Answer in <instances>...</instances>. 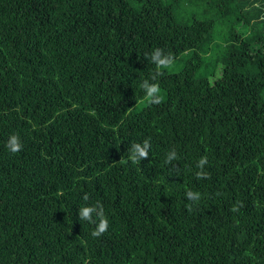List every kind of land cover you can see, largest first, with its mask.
Returning <instances> with one entry per match:
<instances>
[{"label":"trees","instance_id":"obj_1","mask_svg":"<svg viewBox=\"0 0 264 264\" xmlns=\"http://www.w3.org/2000/svg\"><path fill=\"white\" fill-rule=\"evenodd\" d=\"M0 264H264V0H0Z\"/></svg>","mask_w":264,"mask_h":264},{"label":"clouds","instance_id":"obj_2","mask_svg":"<svg viewBox=\"0 0 264 264\" xmlns=\"http://www.w3.org/2000/svg\"><path fill=\"white\" fill-rule=\"evenodd\" d=\"M145 57L150 60L151 63L156 65V71L151 76V80L155 81L158 76L162 75L161 69L170 68L174 64V58L171 53L165 54L164 51L160 48H156L150 54H145ZM140 87L145 92V102L149 104H160L163 100V94L161 89L157 83H150L149 80L145 79ZM8 150L12 153H16L22 149V144L20 143L19 136L16 134L10 135L7 144ZM150 141L145 139L143 144L134 143L129 149V159L132 163H137L140 160H144L148 158V150L150 149ZM177 152L175 149L171 150L167 156L165 163L171 164L174 160H176ZM207 157H201L197 162L196 167L199 171L196 172L197 178H206L207 173L204 171V166L207 164ZM178 171V169H177ZM186 197L190 201L196 202L200 200V194L198 192H193L191 190L186 192ZM88 196H84V200H87ZM242 206L240 204L234 205L232 208L233 212L239 211V207ZM189 210H191V206H189ZM95 214V216L93 215ZM78 216L80 220H85L90 224H95V229L91 232L93 237H99L103 233L107 231L108 228V219L104 214V210L102 205L97 202L92 206H82L79 208Z\"/></svg>","mask_w":264,"mask_h":264},{"label":"rangeland","instance_id":"obj_3","mask_svg":"<svg viewBox=\"0 0 264 264\" xmlns=\"http://www.w3.org/2000/svg\"><path fill=\"white\" fill-rule=\"evenodd\" d=\"M182 57L187 58V55L183 54ZM176 66H177L176 64L172 65V68H176ZM167 69H170V68H167ZM163 97H164V93H163ZM146 104H147V102H145V97H143L137 101V103L131 108V111H138V110L142 109Z\"/></svg>","mask_w":264,"mask_h":264}]
</instances>
